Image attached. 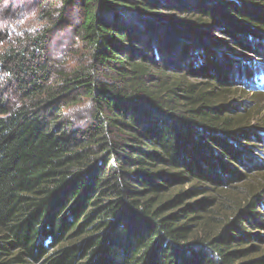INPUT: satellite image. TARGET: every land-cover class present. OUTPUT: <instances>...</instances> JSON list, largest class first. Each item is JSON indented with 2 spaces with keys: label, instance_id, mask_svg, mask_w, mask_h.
<instances>
[{
  "label": "trees",
  "instance_id": "16d2710c",
  "mask_svg": "<svg viewBox=\"0 0 264 264\" xmlns=\"http://www.w3.org/2000/svg\"><path fill=\"white\" fill-rule=\"evenodd\" d=\"M39 1L0 28V264H264V0Z\"/></svg>",
  "mask_w": 264,
  "mask_h": 264
},
{
  "label": "rangeland",
  "instance_id": "374dc122",
  "mask_svg": "<svg viewBox=\"0 0 264 264\" xmlns=\"http://www.w3.org/2000/svg\"><path fill=\"white\" fill-rule=\"evenodd\" d=\"M39 6V0H25V3L20 5L19 11H13V8H11L12 5H8V0L0 2V28H3L5 25L10 26L9 23L15 25V23L11 21L9 14L7 15L8 9L11 11V16H13V18L18 17L20 19L25 18L27 13H36L39 10ZM52 41L51 54L53 55V59L56 61L55 65L59 69L65 71L70 70L86 60L85 53L78 44L71 25H64L60 27L55 33ZM248 91L241 92L240 94L238 93L235 98L237 100H244L248 102L257 101L260 104V108H264V93L259 90H254L255 94L250 92L247 93ZM76 116L77 118L84 119L87 116L86 109H79Z\"/></svg>",
  "mask_w": 264,
  "mask_h": 264
}]
</instances>
